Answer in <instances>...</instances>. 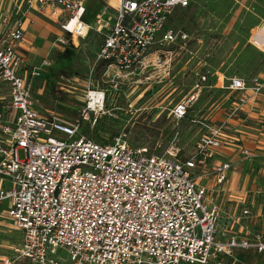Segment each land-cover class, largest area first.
I'll list each match as a JSON object with an SVG mask.
<instances>
[{"label": "built area", "instance_id": "2783aa9c", "mask_svg": "<svg viewBox=\"0 0 264 264\" xmlns=\"http://www.w3.org/2000/svg\"><path fill=\"white\" fill-rule=\"evenodd\" d=\"M3 1L10 2L12 11H0V215L22 235L15 261L63 264L62 250L69 257L66 264H222L221 257L237 249L264 251L256 237L219 240L214 198L194 176L199 171L203 177L211 173L218 184L226 181L232 163L218 158L230 143L229 122L261 97L260 77L228 81L225 89L234 98V109L219 125L203 124L196 151L185 161L175 143L154 154L134 150L122 137L97 142L82 134L79 123L42 113L33 96L34 81L52 62L31 66L23 52L31 12L61 27L65 36L55 43L63 49L75 48V39L97 36L102 42L96 63L125 77L146 69L150 57H161L168 45L188 38L167 26L175 11L193 0H119L114 18L101 15L94 26L85 20L84 0ZM251 34L250 45L264 55V21ZM198 97L176 105L174 121L186 118ZM240 155L252 159L247 149ZM242 213L252 217L249 209Z\"/></svg>", "mask_w": 264, "mask_h": 264}, {"label": "rangeland", "instance_id": "374dc122", "mask_svg": "<svg viewBox=\"0 0 264 264\" xmlns=\"http://www.w3.org/2000/svg\"><path fill=\"white\" fill-rule=\"evenodd\" d=\"M172 16L167 28L188 38L168 45L161 57L156 59V53L146 69L125 77H117L105 65L96 63L97 36L85 42L75 39L74 49L58 46L49 53L55 38L65 35L59 27L41 19L49 28L44 30L40 48H34L40 59L33 64L39 67L48 56L52 66L42 69L41 78L34 81L38 109L79 123L83 135L95 141L108 144L122 137L134 150L146 148L154 154H163L175 143L181 149V160H188L196 151L203 124L219 125L234 109V98L225 89L228 81L235 77L247 82L260 77L264 81V56L249 43L252 30L264 21V0H194ZM89 91L103 93L105 107L89 106ZM195 94L198 100L187 117L174 121L173 108ZM259 123L264 129V120ZM238 128L230 124L227 131L229 145L234 146L228 154L230 160L224 150L227 146L218 158L232 163L226 181L218 184L211 173L203 177L199 171L194 176L200 177L199 183L214 198L220 219L219 240L256 237L264 242V148L244 147ZM243 148L252 155L251 160L239 155ZM19 158H25L23 151ZM244 209H249L252 217H244ZM21 240L15 224L0 215V264L14 260ZM59 255L64 258L63 264L69 262L65 251L60 250ZM221 262L264 264V251L237 249L232 256L221 257ZM13 264L29 263L14 260Z\"/></svg>", "mask_w": 264, "mask_h": 264}, {"label": "crops", "instance_id": "0c3cea01", "mask_svg": "<svg viewBox=\"0 0 264 264\" xmlns=\"http://www.w3.org/2000/svg\"><path fill=\"white\" fill-rule=\"evenodd\" d=\"M85 6L87 8L88 14L85 16V20L89 25L94 26L96 19L102 15L104 19H112L114 18L115 9L119 6V0H84ZM0 11H4L5 13H8L12 11V5L9 1H3L0 3ZM45 18L41 15L37 14L36 12H31L28 15L27 21L25 23L24 31H25V43L22 45L23 52L25 53L27 57V61L29 62V65L36 66L35 63L38 61L39 56L36 53V49H34L36 46L37 48H40L38 45L42 43V39L44 36V30L46 28H49V24H45L42 20ZM45 21L59 27L58 24L51 22L47 19ZM61 27H59V31ZM58 37V36H57ZM56 37V38H57ZM91 37L96 36L94 34L90 35L87 39H83L81 41H86L90 39ZM55 38V40H56ZM97 39H99L97 37ZM52 48H49V53L52 49H55L58 47L55 43ZM100 43L96 45L95 49V57L98 53L99 47L101 45V39L98 40ZM78 48V47H77ZM74 49V48H71ZM156 55H152L150 57V63H152L155 59ZM49 57H45V59H48ZM44 59V60H45ZM157 59V57H156ZM43 60V61H44ZM218 82H220V78H218ZM224 84V81H222ZM243 111L240 114V118L238 120H234L230 124H232L233 128L240 129V140L244 143V147H248L252 150L256 149H263L264 148V129L260 126V121L264 120V93L261 95V97H258L256 101H250L245 108H243ZM248 123V125H246ZM260 126V127H259ZM234 146L227 145V148H224L226 150L225 152L228 154H232V148ZM223 152V151H222ZM223 152V154H226ZM226 155V159L230 160L229 155ZM240 155V152H239ZM231 156V155H230Z\"/></svg>", "mask_w": 264, "mask_h": 264}, {"label": "bare ground", "instance_id": "6f19581e", "mask_svg": "<svg viewBox=\"0 0 264 264\" xmlns=\"http://www.w3.org/2000/svg\"><path fill=\"white\" fill-rule=\"evenodd\" d=\"M91 97V102H90V106L92 108L96 107L95 105L98 104L99 106L103 105V99H104V94L103 93H92L90 95ZM90 108V109H92Z\"/></svg>", "mask_w": 264, "mask_h": 264}, {"label": "trees", "instance_id": "16d2710c", "mask_svg": "<svg viewBox=\"0 0 264 264\" xmlns=\"http://www.w3.org/2000/svg\"><path fill=\"white\" fill-rule=\"evenodd\" d=\"M193 2H194V0H193ZM192 3V2H191ZM263 55V54H262ZM264 56V55H263ZM81 132H82V130H81ZM82 134H83V132H82ZM98 142V141H97Z\"/></svg>", "mask_w": 264, "mask_h": 264}]
</instances>
